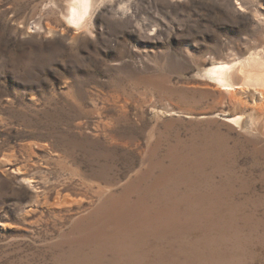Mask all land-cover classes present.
Instances as JSON below:
<instances>
[{
  "label": "rangeland",
  "instance_id": "rangeland-1",
  "mask_svg": "<svg viewBox=\"0 0 264 264\" xmlns=\"http://www.w3.org/2000/svg\"><path fill=\"white\" fill-rule=\"evenodd\" d=\"M70 4L0 0V264H264V0Z\"/></svg>",
  "mask_w": 264,
  "mask_h": 264
},
{
  "label": "bare ground",
  "instance_id": "bare-ground-1",
  "mask_svg": "<svg viewBox=\"0 0 264 264\" xmlns=\"http://www.w3.org/2000/svg\"><path fill=\"white\" fill-rule=\"evenodd\" d=\"M94 7V0H72L66 19L75 27L82 25L86 15ZM249 56L245 60L236 63H222L213 65L206 70V77L218 88L225 90L230 98L247 89H252L254 103L256 99L259 103L255 106L258 111H264V59L258 55ZM240 88V91L237 90ZM244 92V91H243ZM238 123L240 118L229 119Z\"/></svg>",
  "mask_w": 264,
  "mask_h": 264
}]
</instances>
